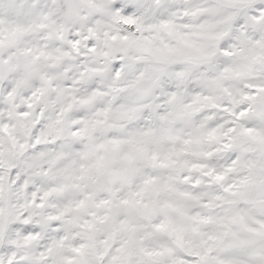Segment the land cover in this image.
I'll use <instances>...</instances> for the list:
<instances>
[{"label": "snow or ice", "instance_id": "snow-or-ice-1", "mask_svg": "<svg viewBox=\"0 0 264 264\" xmlns=\"http://www.w3.org/2000/svg\"><path fill=\"white\" fill-rule=\"evenodd\" d=\"M0 264H264V0H0Z\"/></svg>", "mask_w": 264, "mask_h": 264}]
</instances>
